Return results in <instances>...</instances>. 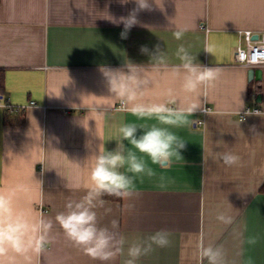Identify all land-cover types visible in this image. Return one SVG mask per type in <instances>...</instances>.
I'll list each match as a JSON object with an SVG mask.
<instances>
[{
    "label": "crops",
    "instance_id": "crops-1",
    "mask_svg": "<svg viewBox=\"0 0 264 264\" xmlns=\"http://www.w3.org/2000/svg\"><path fill=\"white\" fill-rule=\"evenodd\" d=\"M150 3L122 37L120 18L137 7L135 0H0V95L25 112L24 123L13 124L0 107V167L9 166L0 184L28 176L35 164V179L43 184L31 194L34 214L54 218L67 199H79L90 187L95 154L115 149L118 127L135 120L110 98L100 68L128 61L148 67L142 47L153 52L159 45L171 57L182 43L198 63L218 68L219 79L199 97L191 126L174 129L185 140L182 159L173 158L170 167L150 165L155 175L138 178L120 200L103 194L101 224L116 220L128 244L159 230L170 234L168 247L154 246L137 264H207L201 246L219 248L223 264H264V66L257 67L256 82L249 79L251 68L234 58L244 46L242 31L262 39L264 0ZM178 28L186 29L182 41L172 36ZM156 81L148 100H159L164 87H178L165 76ZM254 109L261 113L244 116ZM9 152L20 157L11 163ZM213 152H231L239 163L225 166ZM126 248L110 264H125ZM36 264L101 262L54 226Z\"/></svg>",
    "mask_w": 264,
    "mask_h": 264
},
{
    "label": "clouds",
    "instance_id": "clouds-1",
    "mask_svg": "<svg viewBox=\"0 0 264 264\" xmlns=\"http://www.w3.org/2000/svg\"><path fill=\"white\" fill-rule=\"evenodd\" d=\"M135 3L137 7L127 17L120 18L125 29L122 37L137 24L138 11L151 10L150 0H135ZM185 32L186 29L178 28L172 36L182 41ZM141 52L149 55L148 67L128 61L121 68H100L110 98L119 103L120 111L127 112L135 120L118 127L113 139L115 149L95 154L90 187L79 199H67L63 210L54 218L34 214L35 202L31 194L37 185L42 189L43 184L35 179V164L28 176L0 184V264H36L51 243L54 226L62 230L73 246L101 264H110L125 251V245V264H137L141 257L154 250V246L166 248L170 245V234L166 230L128 244L125 236L116 231V220L113 219L110 226L101 224L99 210L104 207L101 196L105 193L129 196L138 178L155 175L150 165L170 167L173 158L182 159L180 151L185 148V140L174 129L191 126L190 117L201 108L199 97L215 86L220 70L198 63L196 56L182 43L171 57L159 45L153 52L147 47H142ZM172 58L178 63H173ZM157 76L167 77L178 83V87H164L159 100H148L146 97L156 86ZM7 156L11 163L20 157L10 152ZM212 159H219L229 167L239 163V157L231 152H213ZM8 167L4 162L0 167L5 176ZM200 257L207 264H223L219 248L201 246Z\"/></svg>",
    "mask_w": 264,
    "mask_h": 264
},
{
    "label": "built area",
    "instance_id": "built-area-1",
    "mask_svg": "<svg viewBox=\"0 0 264 264\" xmlns=\"http://www.w3.org/2000/svg\"><path fill=\"white\" fill-rule=\"evenodd\" d=\"M244 46L239 45L236 49L234 58L235 61L242 66L257 68L264 66V34L262 39L255 40L254 33L251 30L242 31ZM0 107H4L10 111L15 110L17 108H12L7 104L3 103V98L0 95ZM19 110H24V107L18 108ZM207 111V110H206ZM261 111L259 109L247 110L244 113V116L249 114H260ZM202 124V122H198Z\"/></svg>",
    "mask_w": 264,
    "mask_h": 264
},
{
    "label": "trees",
    "instance_id": "trees-1",
    "mask_svg": "<svg viewBox=\"0 0 264 264\" xmlns=\"http://www.w3.org/2000/svg\"><path fill=\"white\" fill-rule=\"evenodd\" d=\"M5 85V72L3 70H0V88H3ZM6 115H10V118H12L13 120H11L10 122L13 124H23L24 123V119H25V112L19 109H15V110H6ZM262 191H264V187L262 189ZM105 198L107 199H114V200H120L121 197H117L115 195H110L105 193L104 194Z\"/></svg>",
    "mask_w": 264,
    "mask_h": 264
},
{
    "label": "water",
    "instance_id": "water-1",
    "mask_svg": "<svg viewBox=\"0 0 264 264\" xmlns=\"http://www.w3.org/2000/svg\"><path fill=\"white\" fill-rule=\"evenodd\" d=\"M248 73H249V79L250 80L254 79L256 80V82L258 79H260L262 75L261 69L258 68H251Z\"/></svg>",
    "mask_w": 264,
    "mask_h": 264
}]
</instances>
